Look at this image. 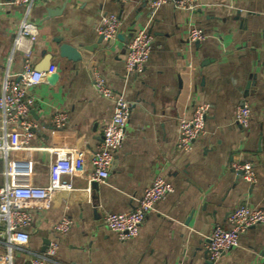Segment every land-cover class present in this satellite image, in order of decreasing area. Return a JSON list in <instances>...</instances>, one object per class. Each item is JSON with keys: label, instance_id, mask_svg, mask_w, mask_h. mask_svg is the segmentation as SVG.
I'll return each mask as SVG.
<instances>
[{"label": "crops", "instance_id": "crops-1", "mask_svg": "<svg viewBox=\"0 0 264 264\" xmlns=\"http://www.w3.org/2000/svg\"><path fill=\"white\" fill-rule=\"evenodd\" d=\"M194 1L192 11L167 2L155 13L146 0H41L31 7L38 35L30 66L35 70L43 53L52 52L56 38L81 45L82 58L53 55L56 81L45 74L29 89L36 99L29 115L37 124L34 135L9 158L27 164L17 175L20 184L49 181L53 149L72 151L82 166L71 177L62 174L73 190L56 192L47 208L34 211L27 250L41 252L56 236L54 224L66 216L71 224L58 237L57 250L63 264H208L205 246L213 226H225L228 212L240 203L264 206V0ZM23 13L22 6L0 0V94L4 71L17 78L23 69L21 53H11ZM108 13L121 25L114 39L98 41L100 15ZM192 25L206 37L189 41ZM143 26L152 35L151 54L142 73L127 75L126 44ZM94 71L124 93L132 108L104 181L92 179L91 157L112 102L94 89ZM242 102L251 109L246 128L234 121ZM202 103L208 104L204 132L191 149L177 150L178 120ZM59 111L67 120L55 126L52 116ZM246 161L253 165L252 183L230 167ZM156 175L173 191L146 214L136 237L118 240L104 226V215L131 210ZM239 241L215 264H264V225L248 228ZM18 257L26 261L29 254Z\"/></svg>", "mask_w": 264, "mask_h": 264}, {"label": "built area", "instance_id": "built-area-1", "mask_svg": "<svg viewBox=\"0 0 264 264\" xmlns=\"http://www.w3.org/2000/svg\"><path fill=\"white\" fill-rule=\"evenodd\" d=\"M39 1L41 0H11L13 5L22 6L24 12L16 28L11 52L21 53L23 69L17 78L12 77L6 69L1 83L0 175L4 177V182L0 184V264H63L57 259L58 237L67 233L71 224L70 219L64 216L54 224L53 230L56 236L48 241L44 251L41 252L33 253L27 250L31 236L29 228L34 222V211L47 208L53 194L73 190L74 186L70 178L63 179L62 174L71 177L82 166V159H76L72 151L53 149L51 152L54 157L48 165L49 181L45 185L20 184L17 182V175L26 169L27 164L9 158L10 152L27 147L37 125L29 118L32 106L36 105V99L29 93V89L42 82L46 73L36 71L30 66L38 32L37 23L29 19V13L31 7ZM118 1L124 3L128 0ZM167 2L178 9L188 11H192L197 6L194 0H146L147 6L154 13ZM100 16L98 33L108 42L116 37L121 22L114 13ZM204 37L206 36L202 29L194 25L190 26L189 41H198ZM151 47L152 35L146 26L132 32L124 54L127 75L142 73L151 54ZM10 60L11 58L8 62ZM92 81L97 93L112 102L111 116L103 125L100 142L91 157L92 179L104 181L116 151L122 146L124 129L132 108L124 93L116 92L109 87L101 74L94 71ZM207 111L208 104L202 103L194 107L190 117H182L178 120L175 143L177 150L192 148L194 140L204 132ZM250 115L251 109L247 103L236 105L234 111L236 124L246 128ZM66 120V114L61 111L52 116V123L55 126H62ZM1 161H4L3 168ZM230 167L240 172V176L246 182L252 183L255 180L253 165L250 162L231 163ZM172 191L173 186L162 176L156 175L144 188L138 202L131 210L106 213L103 224L116 234L118 240H130L138 234L146 214ZM255 225H264V206L240 203L228 212L226 225H214L208 236L205 246L209 256L208 264H215L224 252L237 247L240 235ZM26 254H29L26 261L19 260V255Z\"/></svg>", "mask_w": 264, "mask_h": 264}, {"label": "water", "instance_id": "water-1", "mask_svg": "<svg viewBox=\"0 0 264 264\" xmlns=\"http://www.w3.org/2000/svg\"><path fill=\"white\" fill-rule=\"evenodd\" d=\"M48 13L51 14V11H48ZM131 35H129V37ZM100 39L102 40L101 35L98 41H100ZM54 43H56V46L52 48V52L51 53L44 52L42 61H40V63L35 67V70L37 71L42 70L43 72L46 73V78L50 83L56 81L58 77L56 72L50 71L51 70V60L54 54H56L59 58L60 57L65 58L73 62H77L81 60L82 58L81 52L79 51L81 45L80 46L78 45V47L74 46L68 42L62 41V38L54 39ZM86 49H90V48H86ZM238 174H240V172H238ZM47 243H48V240L45 241L44 247L41 249V251H44Z\"/></svg>", "mask_w": 264, "mask_h": 264}]
</instances>
